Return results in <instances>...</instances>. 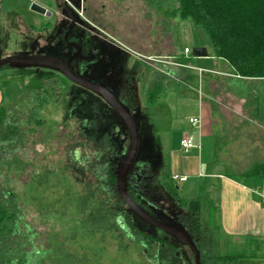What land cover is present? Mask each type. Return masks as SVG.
<instances>
[{
    "label": "rangeland",
    "instance_id": "374dc122",
    "mask_svg": "<svg viewBox=\"0 0 264 264\" xmlns=\"http://www.w3.org/2000/svg\"><path fill=\"white\" fill-rule=\"evenodd\" d=\"M14 1L22 6L30 2ZM35 1L42 2L44 7L53 11H60L57 0ZM91 3V11L96 14V25L104 30L107 40L112 39L110 41L117 43L121 58L120 85H133L135 89L139 113L135 123L139 138L134 164L142 156L145 168L151 174L150 183L141 181L144 186L136 184L133 189L129 186L131 191L140 194L138 206L147 214L156 208L170 216H178L180 211L182 214L187 212L185 201L197 194V179L193 176L188 178L186 184L176 185L175 198L165 191V182L174 173V167L166 165L172 161L167 162L165 154H170L173 149L177 152L176 158L179 155L198 156L194 149L184 154L177 148L183 131L190 129L188 118L194 112L192 100L196 97L195 91L214 111L217 133L226 131L227 140L221 145V158L239 171L248 168L254 159L263 158L264 124L258 122L246 105L243 107L237 98L227 95L220 85L221 77L202 74L199 78L198 73L191 69L194 68V48L201 47L209 53L213 52V48L199 26L180 17L178 0H91ZM19 12L27 22L44 20V17H37L29 9L25 11L23 8ZM30 37L32 35L19 38L14 45V57L30 55ZM7 46H11V43ZM217 70L225 72L221 67ZM63 84L58 74L49 78L44 68L0 67V105L15 106L25 119V132L20 134L15 146L20 155L11 158L13 161L8 163L11 165L9 169L16 171L5 173L6 165H0L4 172L0 174V183L9 182L10 185L6 187H12L15 191L22 215L35 233L32 240L35 247L50 250L49 259H54L53 250L56 249L59 255L71 256L74 264H194L188 249L168 248L167 241L163 243L145 237L143 232H152V228L136 216V231H127L131 240L118 229L111 231V226L102 225L97 214L89 216L90 212H87L83 217L77 212L76 200L83 196L87 177L79 172L80 167L68 161L67 151L75 152L76 160H80L82 165L86 160H93L90 164H95L93 153L96 149L95 140L83 135L82 127H86L80 120L83 116H71L75 104ZM232 89L236 90L235 87ZM148 92L154 94L156 99L154 109L148 104ZM100 120L103 130L106 124H111L108 120ZM38 121H41L40 127ZM116 122L119 125L117 129L121 131L122 124ZM86 130L90 133V129ZM122 139L118 147L124 156L128 141L125 136ZM168 149L170 151L166 153ZM153 162L156 164L154 167L151 166ZM23 164H26L25 171L21 170ZM254 171L264 173V169L258 167ZM204 198L203 195L199 213L204 225L203 234H208L214 243L215 221L214 218L213 221L210 219V202ZM210 251L206 254L209 263L213 264L216 258L220 259L219 251L214 247Z\"/></svg>",
    "mask_w": 264,
    "mask_h": 264
},
{
    "label": "trees",
    "instance_id": "16d2710c",
    "mask_svg": "<svg viewBox=\"0 0 264 264\" xmlns=\"http://www.w3.org/2000/svg\"><path fill=\"white\" fill-rule=\"evenodd\" d=\"M178 3L180 17L191 20L204 31L213 48L214 57L228 64L234 75L241 80L264 78V0H178ZM240 84L243 83L229 81L230 88L242 89L243 94L247 96L249 90ZM147 98L151 105L156 101L154 94L150 92L147 93ZM82 116L83 119L80 120L82 125L86 126L82 127L83 135L87 139L95 140L96 152L93 153L95 164H90L93 160H86L81 165L80 160H76V153L67 151L68 161L80 167L79 172L87 177L83 196L76 200L77 212L83 217L87 212H90L89 216L97 214L102 225L111 226V231L118 229L124 236L133 240L127 231H136L135 215L127 209L116 191L115 169L121 155L118 147L120 137H117L120 134L115 137L110 134L112 127L99 131L98 122L94 120L93 115ZM24 120L15 106L0 107V165H6L5 173L16 171L9 169L11 165L8 163L20 155L15 146L20 134L25 132ZM38 126H41V121H38ZM86 129H90V133ZM91 134L94 136L91 137ZM43 157L45 159V156ZM140 161L141 159H138L137 163ZM25 167L26 164H23L21 170L25 171ZM2 172L0 166V174ZM259 174L264 177L261 171ZM7 185L10 183H0V264H74L71 256L59 255L56 249L53 250L54 261L49 259L50 250L35 247L32 241L35 233L22 215L15 191L12 187H6ZM165 191L175 198L176 185L171 178L165 184ZM185 206L188 222L191 224V234L200 252V262L210 264L207 254L211 252L215 242H212L208 234H203L204 225L199 215V201L186 202ZM96 223L98 224V221ZM151 231L143 232L144 236L166 242L158 230L152 228ZM226 259L233 261L241 259V256L216 258L213 264L225 263Z\"/></svg>",
    "mask_w": 264,
    "mask_h": 264
},
{
    "label": "crops",
    "instance_id": "0c3cea01",
    "mask_svg": "<svg viewBox=\"0 0 264 264\" xmlns=\"http://www.w3.org/2000/svg\"><path fill=\"white\" fill-rule=\"evenodd\" d=\"M29 1L27 5L23 4L24 7L18 1L0 0V60L16 55L14 45L16 46L21 36L27 38L30 35L34 36L36 32L49 30L46 29L49 24L45 17V21L27 22L19 12L23 8L28 11L30 3L36 2ZM39 4L44 6L42 2ZM40 17L43 18V16ZM30 39L31 37L28 38L29 42ZM9 43L11 46H7ZM3 48L7 49L2 51ZM206 54L207 57L194 58L192 62L194 68L191 69L198 73L199 78L202 74L221 77L220 85L225 88L227 95L237 98L243 107L246 105L258 122L264 124V78L241 80L234 75L228 64L216 59L213 52L209 53L206 50ZM218 67L223 68L225 72H218ZM231 80L241 81L243 84L240 85L249 90L247 96L243 94L242 89L230 88ZM195 94L196 97L192 100L194 112L189 116L188 123L190 118L198 117L200 125L193 127L189 123L190 129L183 131L177 148L184 154L194 149L198 156L195 158L179 155V158H176L177 152L173 149L170 151L169 148L166 153L170 151V154H165V160L172 161L171 164L166 165L174 167V173L167 178L169 180L172 176L186 177L184 182L174 181L175 185L186 184L190 176L197 179L196 196L185 202L198 200L200 213L201 198L204 195L206 198L203 200L210 202V219L213 221L214 218L215 221L214 248L219 251L221 258L232 256V252H237L235 256H241V259L233 261L226 259L227 262L222 264H264V177H261L259 171H254L256 167L264 168V155L263 158L254 159L243 171H239L233 164H228L224 158H221V145L227 140L226 131L220 130L221 134L217 133L213 119L214 111L200 99L197 91ZM148 104L150 105L149 102ZM155 104L151 105L152 109ZM3 106L6 105H0V107ZM186 135L193 138L195 145L188 152H183L180 141ZM262 175L264 176V173Z\"/></svg>",
    "mask_w": 264,
    "mask_h": 264
},
{
    "label": "flooded vegetation",
    "instance_id": "af4514ba",
    "mask_svg": "<svg viewBox=\"0 0 264 264\" xmlns=\"http://www.w3.org/2000/svg\"><path fill=\"white\" fill-rule=\"evenodd\" d=\"M57 3L60 7V11H53L49 7H45L49 12L45 17L49 24L46 29L50 30L49 32L48 30L45 31V34H43V32H36L34 36L31 37L28 45L30 56L40 55L59 60L62 62L65 69L73 76L88 83L104 87L114 96L118 103L128 111L134 121L139 119L136 97L134 96V86H121L118 79L121 71V58L118 54L117 43L110 41L112 39L107 40L104 30H101L99 25H96V14L93 10L91 11V0H57ZM45 70L49 78L58 74L62 83L70 85L69 87L72 88L70 89L63 84L70 92L71 99L75 104L74 110H71V116H75L77 113L84 116L93 115L94 120L98 122L99 131H103L101 125H99L101 122L100 119L108 120L111 124H106V128L112 127L110 129V134H113L114 137L120 134L117 137V139L120 137V143L124 136L125 140L127 139L128 141V133L121 118L101 98L72 83L62 73L52 69ZM116 121L122 124L123 128L121 131L118 130L119 128L117 129L118 123ZM122 155L123 153L120 155L119 159H121ZM140 159L142 162L139 165L134 164L127 175V194L137 205L138 195L140 197V194L135 192V190L131 191L129 186L133 189L136 184L143 185L141 181L147 183L151 182V174L146 170V164H144L142 156H140ZM155 165L154 162L151 164L152 167ZM116 170L117 168L115 169V174ZM135 193H137V195ZM151 211L152 213L149 214L154 218H157L159 215H164L183 225L195 244V238L191 234V224L188 222L189 217L187 212L182 214L183 212L180 211V215L170 216L156 208H153ZM185 211L187 210L185 209ZM158 232L162 234L168 242V248L177 247L188 249L178 244L162 231L158 230ZM181 252L185 257V253L183 251ZM191 256H193L192 253ZM176 257L179 258L180 255L177 254Z\"/></svg>",
    "mask_w": 264,
    "mask_h": 264
},
{
    "label": "water",
    "instance_id": "95a60500",
    "mask_svg": "<svg viewBox=\"0 0 264 264\" xmlns=\"http://www.w3.org/2000/svg\"><path fill=\"white\" fill-rule=\"evenodd\" d=\"M29 10L32 13L43 17H46L49 13L44 6L36 2L31 3ZM192 56L194 58L207 57L206 50L201 47L194 48L192 50ZM4 66H8L13 69L44 68L56 70L62 73L72 83L92 92L93 94L101 98L121 118L128 133L129 146L127 153L119 160L116 170L115 182L117 193L119 194L127 209L133 215H135L138 219H140L143 223H146L151 228L162 231L164 234L175 240L181 246L187 247L193 255L194 264H201L200 252L196 248V245L192 241L188 232L181 224L164 215H159L157 218L150 216L140 206L134 203L128 196L127 175L130 168L136 161L139 137L134 119L128 113V111L118 103L114 96L102 86L88 83L73 76L70 72L67 71V69H65L62 62L55 58L40 55L5 58L3 60H0V67Z\"/></svg>",
    "mask_w": 264,
    "mask_h": 264
},
{
    "label": "built area",
    "instance_id": "2783aa9c",
    "mask_svg": "<svg viewBox=\"0 0 264 264\" xmlns=\"http://www.w3.org/2000/svg\"><path fill=\"white\" fill-rule=\"evenodd\" d=\"M187 52V50H185ZM202 72L203 70H199ZM189 123L193 127H197L200 125V119L198 117H193L189 119ZM193 139L191 136L186 135L184 136L181 141H180V148L183 152H188L191 148H193ZM171 179L173 181H178V182H184L186 181V177H178V176H172Z\"/></svg>",
    "mask_w": 264,
    "mask_h": 264
}]
</instances>
